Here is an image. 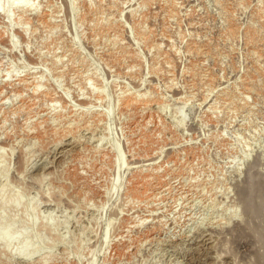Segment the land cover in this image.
<instances>
[{
	"label": "rangeland",
	"instance_id": "obj_1",
	"mask_svg": "<svg viewBox=\"0 0 264 264\" xmlns=\"http://www.w3.org/2000/svg\"><path fill=\"white\" fill-rule=\"evenodd\" d=\"M8 1L0 264H264V0Z\"/></svg>",
	"mask_w": 264,
	"mask_h": 264
},
{
	"label": "bare ground",
	"instance_id": "obj_2",
	"mask_svg": "<svg viewBox=\"0 0 264 264\" xmlns=\"http://www.w3.org/2000/svg\"><path fill=\"white\" fill-rule=\"evenodd\" d=\"M5 1V0H4ZM5 7V5H4ZM15 7V8H22L25 7L24 3L22 0H17V1H8V6L4 8L3 12L6 17H8V11L10 8ZM117 159L119 160L120 157L117 155ZM0 225L2 226L4 231H7L12 228V221H8L6 223H2V220H0ZM24 226L21 227V230L18 231H10V235H5L2 232H0V240L3 241V246L8 247L12 242H15V245L19 250H24L28 251L31 247L32 244L35 241V238L33 236H28L23 232ZM30 228H33L31 226Z\"/></svg>",
	"mask_w": 264,
	"mask_h": 264
}]
</instances>
